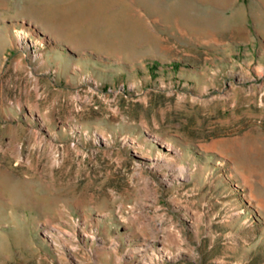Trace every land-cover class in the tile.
<instances>
[{
  "label": "rangeland",
  "instance_id": "1",
  "mask_svg": "<svg viewBox=\"0 0 264 264\" xmlns=\"http://www.w3.org/2000/svg\"><path fill=\"white\" fill-rule=\"evenodd\" d=\"M0 264H264V0H0Z\"/></svg>",
  "mask_w": 264,
  "mask_h": 264
},
{
  "label": "bare ground",
  "instance_id": "2",
  "mask_svg": "<svg viewBox=\"0 0 264 264\" xmlns=\"http://www.w3.org/2000/svg\"><path fill=\"white\" fill-rule=\"evenodd\" d=\"M27 34V33H26Z\"/></svg>",
  "mask_w": 264,
  "mask_h": 264
}]
</instances>
